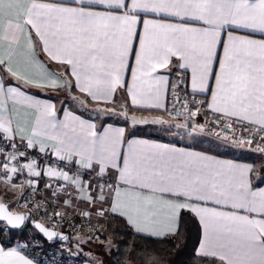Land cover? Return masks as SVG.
Listing matches in <instances>:
<instances>
[{
  "label": "snow or ice",
  "instance_id": "snow-or-ice-1",
  "mask_svg": "<svg viewBox=\"0 0 264 264\" xmlns=\"http://www.w3.org/2000/svg\"><path fill=\"white\" fill-rule=\"evenodd\" d=\"M140 11L164 13L182 22L141 19L137 15ZM5 19L8 27L0 34V74L38 89L71 88L72 82L64 80V73L49 71L37 59L38 53H43L55 66L66 65L65 71L70 68L75 87L86 94V98L108 103L117 88L123 87L124 72L130 68L129 56L134 54L133 83L127 88L132 105L168 111L159 87L153 94L145 95L137 88L136 81L141 76H151L157 69H168L175 57L177 69H191L194 91H211L208 108L218 114L217 123L223 121L226 129H233V123H239L249 132L247 137L240 138L225 134L224 141L237 147H250L259 135V141L264 142V38H253L256 33L264 37V0H0V23ZM138 22L143 24L142 33L137 31ZM196 24L200 26H194ZM240 29L249 33L235 35L234 30ZM222 31L227 32L225 41L221 40ZM137 39L139 47L134 48ZM4 41H7L6 48ZM218 44L223 46L220 56ZM21 55L27 57L23 63L18 59ZM217 61L219 68L214 71L213 64ZM29 66L38 70L30 72ZM212 76L215 86L210 89ZM157 79L160 84L168 83L165 76ZM176 87L174 84V97ZM8 100L14 106L29 104L40 110L42 127L33 129L32 137L52 140L55 154L61 160L71 162L75 156L76 162L88 169L93 168L95 162L101 174L106 168L116 170L115 183L108 185L110 192L106 194L103 185L99 188V217L117 214L126 219L135 233L162 238L178 235L180 213L187 210L198 217L203 226L197 257L210 258L208 264H264V189L256 191L251 187L249 175L256 171L253 165L221 161L203 153L147 140L126 139L123 128L108 127L98 135L95 124L67 112L65 120L58 123L53 105L27 95L19 85L5 88L0 83V114L5 111ZM184 109L188 113L185 122L175 126L204 131L205 125L191 123L199 109L191 111L187 103ZM122 114L127 116L126 111ZM182 115L179 111L174 113L175 117ZM131 120L133 125L170 126V121L163 117L149 121L132 116ZM57 127L71 128L74 138L66 140L48 132ZM0 130L7 134L13 132L10 122L2 117ZM15 131H24L19 122ZM64 135L66 137L67 133ZM35 142L43 152L45 143L39 139ZM260 142L256 151L264 153ZM33 143L29 138L27 147L31 148ZM11 158L15 160L16 156ZM4 167L8 169L7 164ZM25 167L33 172V164ZM8 171L15 173L17 169ZM34 174L39 176L40 172ZM45 174L70 179L67 172L52 168ZM121 184L128 187L122 190ZM112 192L114 196L109 201ZM87 199L95 202L91 197ZM104 203L110 206L104 208ZM208 203L229 210L205 206ZM162 212L166 217L163 224L158 219ZM26 219L23 214L10 212L0 202V220L7 225L19 228ZM35 227L48 240L58 235L43 224L36 223ZM135 255L132 249L129 260ZM0 264H34V261L16 248L5 251L0 247ZM141 264H145L143 258ZM146 264H163V261L154 255Z\"/></svg>",
  "mask_w": 264,
  "mask_h": 264
},
{
  "label": "crops",
  "instance_id": "crops-1",
  "mask_svg": "<svg viewBox=\"0 0 264 264\" xmlns=\"http://www.w3.org/2000/svg\"><path fill=\"white\" fill-rule=\"evenodd\" d=\"M47 2V0H44ZM130 2V0H127ZM141 19H155L161 20L162 22L168 23H181L182 21L175 17L166 16L164 13L156 14V13H144L142 11L137 13ZM194 26H200L196 24ZM8 27V21L5 19L2 23H0V34H2ZM137 31H143V24L142 22H138L137 24ZM231 30V29H230ZM249 30L240 29L234 30L235 35H247ZM255 39H261L262 37L259 33L253 35ZM227 39V32L222 31L221 33V40L225 41ZM5 48L7 47V41H4ZM134 48L139 47L138 39L134 40ZM217 54L218 56L223 54V46L222 44L217 45ZM23 63L26 61L27 57L21 55L18 57ZM37 59L41 61L49 71L57 72V73H64V80L71 81L72 87L67 89H38L34 87H29L24 85L22 81H18L15 78H12L7 75L0 74V83L4 84V87H15L20 86L21 91L26 92L27 95L33 96L36 100H40L42 102H47L54 106L56 110V117L55 120L59 122H63L65 120V113H71L74 117H79L82 120H86L89 123H93L96 125V132L99 134H103L104 129L111 127V128H123L125 130V137L126 139H137V140H147L150 142L166 144L169 147L182 149L188 152H197L203 153L209 156H213L214 158L221 160V161H231L238 164H251L255 168V157L257 155L256 149H247L244 147H237L230 142H225L217 137H213L206 133L205 131H192L191 127L189 128H177L175 125L178 123L184 122H174L173 120L169 119V115L167 116L168 111L164 109H149L139 106H133L131 103V97L127 95V88L130 86L132 81L131 75V67H135V56L134 54L129 56V65L130 68L124 72L123 80L124 85L123 87H118L115 94L113 95L110 102L105 103L103 100L93 101L90 97L86 98V94L80 93L79 89L75 87V77L71 76L70 68L65 71L67 68L66 65H58L55 66V62L49 61L47 57L43 53H38ZM177 64V58L173 57L171 64L169 65L168 69H157L156 72L152 73L151 76H141L136 81L137 88L142 91L145 95H151L154 93L155 89L159 87L162 92L163 100L165 103V107L169 108L170 100V89H171V82L173 76L177 73L186 72L188 74V89L191 92L196 94L205 95L207 96V106L208 103L211 101V91L200 92L199 90L194 91L191 86V69H177L175 65ZM219 68L218 61L214 62L213 70L217 71ZM34 66H29L28 71H37ZM165 76L167 77L168 83L167 84H160L158 81V77ZM215 86V78L214 76L209 78V88H214ZM78 97L79 99H75ZM84 103H81V101ZM103 109H111L113 111L104 112L100 111ZM127 112V116L123 115V112ZM132 116H136L137 119L147 118L151 121L155 117H163L166 120L170 121L169 125H157L152 123L147 124H135L132 123ZM5 121L10 122V126L13 128V132L11 134H7L0 130V136L8 137V138H16L28 144V139L32 138L34 143L31 148L35 150H40V144L36 143V140H42L46 147L44 151H47L50 155L57 157L55 151L52 147L54 143L52 140H49L47 137H32L33 129H40L41 125V112L38 110L34 105L29 104H16L13 105L11 100H8L5 105V111L0 114ZM234 119V118H233ZM23 127L24 131L22 133H17L15 131L17 124ZM71 124V122H70ZM48 132L51 135H58L66 140L73 139L74 134L71 131V128L65 129L62 127H57V129L52 130L48 129ZM65 133L67 136L65 137ZM23 137V138H22ZM264 146V144H263ZM79 147V145H77ZM86 147L90 148L91 145H87ZM126 151V146L124 148ZM253 150V151H252ZM264 156V153H261ZM59 158V157H57ZM60 159V158H59ZM77 157H73L72 161L69 162L67 160H62L63 162H69L72 167H82L80 164L76 162ZM121 167L123 166L122 160L120 161ZM52 168L56 171L67 172L68 176L70 177L69 180H65L68 182V188L66 191H62L57 196V204L64 209V211L77 214L80 213L85 207L87 206H94L98 205L100 207L101 202L98 199L99 195V188L101 185L104 186L105 193H109L110 189L108 185L114 184L115 180L113 177V173L116 172L115 169L106 168L104 173L101 174L99 171L100 166L94 162L93 168L88 169L91 173H95L98 175H105L107 177V181H98L93 177L89 176L84 179H80L76 177L73 172L69 169H59L52 165H45V166H34L33 167V174L34 178L40 179V182L43 186L46 187L48 182L52 179H63L62 176H48L46 175V171ZM84 168V167H83ZM34 172H40L39 176H36ZM2 176V175H1ZM4 180V178L2 177ZM73 180H78L79 183H72ZM249 180L251 182V187L253 190H260L264 189V178L262 176H257V174L252 172L249 175ZM12 185H16L15 188L12 189L20 191L21 187L14 183L7 180H4ZM122 190L127 188L128 186L120 185ZM147 194V190H145ZM114 196V192L111 193V196L108 197L109 201L111 197ZM88 197L93 198L95 201L94 203L87 199ZM2 200V198H1ZM6 202V200H3ZM69 203H65V202ZM110 203H104L103 207L108 208ZM207 207H216L219 210L227 211L229 209L223 208L222 206L215 205L213 203H208L205 205ZM100 211V209H98ZM182 212V211H181ZM181 215V213H180ZM161 221V224L166 223L165 214L162 212L161 215L158 217ZM199 220V218L197 217ZM180 223V217H179ZM200 223V220H199ZM201 227V235L200 241L203 237V226L200 224ZM146 235L144 233H140ZM148 236V235H147ZM165 237V236H164ZM198 243L197 249L199 248ZM0 247H3L5 251L10 248H16L22 255L26 256L28 259L33 260L28 254L24 251L18 249L16 246H5L2 241L0 240ZM84 259V258H83ZM34 264H40L37 261L33 260ZM81 264H99L98 262H93L88 259H84Z\"/></svg>",
  "mask_w": 264,
  "mask_h": 264
},
{
  "label": "built area",
  "instance_id": "built-area-1",
  "mask_svg": "<svg viewBox=\"0 0 264 264\" xmlns=\"http://www.w3.org/2000/svg\"><path fill=\"white\" fill-rule=\"evenodd\" d=\"M174 84L177 85L175 89L176 97L173 96ZM169 100L168 115L173 113V115H169L170 117L179 118L174 116L176 111L183 113L180 117L187 116L188 113L184 109V104L187 103L189 110L196 111L199 109L198 115L192 119L198 118L199 114L202 113L207 119L206 125L208 129L219 136L224 137L227 134L231 137L235 134L237 138H240L249 135V132L245 131L244 127L239 123H233V129L224 128L223 121L217 123L218 114L213 113L208 108L207 96L196 94L188 89V74L186 72L177 73L173 76ZM254 141L260 142L259 135L256 136ZM21 152L24 153L23 156L20 155ZM13 155L16 156L15 160L11 158ZM30 163L33 164V167L52 165L62 170L69 169L80 179L91 176L98 181L104 182L107 181V177L93 174L83 167H72L69 162H63L61 159L50 155L47 151L41 152L40 150L27 147V143L19 139L0 136V174L5 180L14 182L21 187L20 204L24 211H28L31 217H37L50 227L68 232L71 237L84 233L90 237L102 238L103 233L100 221L91 223L86 216L68 213L57 204V196L68 188V182L64 179L55 178L50 180L45 187L40 182V179L34 178L29 169L25 167V165ZM5 164L8 165V169L16 168L17 171L15 173L8 171L4 167ZM29 181L32 183L29 184ZM57 212L61 213V215H55ZM13 246L24 251L40 264H81L77 254L65 250L63 245L48 249L44 247L42 242L33 239L30 245L19 241Z\"/></svg>",
  "mask_w": 264,
  "mask_h": 264
},
{
  "label": "trees",
  "instance_id": "trees-1",
  "mask_svg": "<svg viewBox=\"0 0 264 264\" xmlns=\"http://www.w3.org/2000/svg\"><path fill=\"white\" fill-rule=\"evenodd\" d=\"M7 204L9 205V203ZM89 220L91 223L93 222L92 219ZM200 235L201 227L197 217L187 210H183L180 215L178 235L156 238L135 233L127 224L125 218L108 213L103 237L110 239L115 245L110 253V264H141V258L144 259L146 264L154 255L161 257L163 264H208L210 258H201L196 255ZM33 239L42 242L44 247L48 249L63 244L49 243L30 225L25 226L23 229H13L0 220V240L5 246H13L19 241L30 245ZM73 240V237H71L67 245H72L71 241ZM132 249L135 250L136 255L129 260V252ZM81 254L83 253L80 252V255H77L80 262L85 259Z\"/></svg>",
  "mask_w": 264,
  "mask_h": 264
},
{
  "label": "rangeland",
  "instance_id": "rangeland-1",
  "mask_svg": "<svg viewBox=\"0 0 264 264\" xmlns=\"http://www.w3.org/2000/svg\"><path fill=\"white\" fill-rule=\"evenodd\" d=\"M202 115L203 114L200 113L198 118H195L194 120L191 119V123H199V124L205 125L204 131L206 133L224 141L223 136H219L218 134L214 133V131L212 132L208 129L206 125L207 119L204 117V115L203 116ZM167 116H168V113H167ZM168 117L174 122H185L184 117H179V118H174L170 116ZM263 144L264 142L261 143L262 146ZM256 147H257V142L255 141L252 143L250 147L244 146V148H247V149H254V148L256 149ZM256 153L257 155L255 157V160H256L255 161L256 163L255 173L257 174V176L260 175L264 178V156L261 155V153L258 151H256ZM4 180L2 179V176L0 174V200L1 198L2 200H6V203H9L10 208L13 211H16V212L24 211V209L22 208L20 204V191L12 189L11 185ZM98 209H100L98 205H94V206L90 205V206L85 207L82 211H80V213H77V214H82L84 212H87L89 213V215L86 216L87 219H92V221H95V222L100 221L102 225L101 230H102V233L104 234L106 217H99L97 215V213L99 212ZM103 234H102V238H99V239H97V237L87 236L84 233L79 234V235H73L72 237L74 240L71 241L72 245H67V244H62V245L65 248V250L75 253L77 255H80V252L83 253L81 255H83L85 259H88L90 261L98 262L99 264L102 261L103 264H110V261H111L110 253H111V250L115 247V245L113 242L109 244L108 242L110 239L109 240L105 239L103 237Z\"/></svg>",
  "mask_w": 264,
  "mask_h": 264
},
{
  "label": "water",
  "instance_id": "water-1",
  "mask_svg": "<svg viewBox=\"0 0 264 264\" xmlns=\"http://www.w3.org/2000/svg\"><path fill=\"white\" fill-rule=\"evenodd\" d=\"M0 202H3V203L6 205V207L8 208V210H9L10 212H12V213H14V214H23V215H25V216L27 217V219L25 220L24 224L21 225V227H19V228H13V227H11L10 225H7L6 222H5L4 220H2L3 222H5V224H6L8 227L13 228V229H23L25 226L30 225L31 227L35 228V229L39 232V234H40V235H41L46 241H48V242L51 243V244H56V243L67 244V243L70 242V240H71V236H70V234H69L68 232H64V231H62V230H60V229H56V228L50 227V226H48L47 224H45L43 221H41L40 219L32 218L31 215H30V213H29L28 211L16 212V211H13L5 201L0 200ZM36 223L43 224L44 227L47 228L49 231H54V232L58 233V235L55 236V237H53L52 240H48V238H47L43 233H41V232L39 231V229H37V228L35 227V224H36ZM62 237H67V239H63Z\"/></svg>",
  "mask_w": 264,
  "mask_h": 264
}]
</instances>
